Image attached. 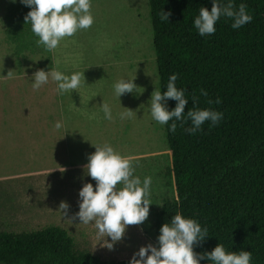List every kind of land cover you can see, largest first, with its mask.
<instances>
[{
    "label": "rangeland",
    "instance_id": "obj_1",
    "mask_svg": "<svg viewBox=\"0 0 264 264\" xmlns=\"http://www.w3.org/2000/svg\"><path fill=\"white\" fill-rule=\"evenodd\" d=\"M20 4L0 0V230L58 227L72 238L75 250L102 261L127 260L141 245L156 242L149 233L154 213L176 197L164 125L149 109L159 81L148 0H91L93 24L62 38L51 51L22 25L24 41L10 36L9 11ZM53 67L67 74L84 71L85 82L82 77L77 90L62 95L51 79L33 89L32 73ZM134 76L140 88L118 99L113 83ZM102 102L111 106L113 119L104 118ZM125 107L131 115L121 119L119 114L129 111ZM57 121L60 128L54 127ZM105 142L134 158V174L141 180L152 177L146 221L128 225L111 250L101 245L94 223L72 222L59 209L64 200L71 206L69 215L78 211V190L85 181L95 185L82 166L95 150L92 143Z\"/></svg>",
    "mask_w": 264,
    "mask_h": 264
},
{
    "label": "trees",
    "instance_id": "obj_2",
    "mask_svg": "<svg viewBox=\"0 0 264 264\" xmlns=\"http://www.w3.org/2000/svg\"><path fill=\"white\" fill-rule=\"evenodd\" d=\"M232 2L234 7L245 3L253 19L233 29L231 18L221 17L214 33L201 36L193 19L200 7L210 10L212 0H148L159 89L165 91L169 76L177 73L175 84L189 97L185 112L193 107L223 112L217 125L209 127L206 121L194 134L184 131L190 120L183 125L177 121L174 133L164 124L176 197L154 213L149 233L156 239L160 226L180 212L208 228V236L194 251H210L220 242L227 251H251L252 264H264V0ZM161 10L170 11L168 21L160 19ZM28 11L22 3L9 11L14 40L24 37L20 25L34 35L24 20ZM29 41L33 44L32 36ZM201 88L207 96L200 94ZM217 97L220 104L208 103ZM175 104L168 99L169 110ZM128 261H102L75 250L72 238L58 227L0 230V264Z\"/></svg>",
    "mask_w": 264,
    "mask_h": 264
},
{
    "label": "clouds",
    "instance_id": "obj_3",
    "mask_svg": "<svg viewBox=\"0 0 264 264\" xmlns=\"http://www.w3.org/2000/svg\"><path fill=\"white\" fill-rule=\"evenodd\" d=\"M11 2L16 3V0ZM20 3L29 7L24 20L30 23L32 32L38 37L37 44H42L49 51L57 48L62 38L71 37L80 29H87L94 22L90 11L91 0H20ZM246 8L245 3L234 7L232 0H227V3L224 0H212L210 10L200 7L199 14L193 19V25L199 35H211L216 31V22L221 17H228L232 20L231 27L238 29L253 19ZM169 16L170 11L161 10V20L168 21ZM177 76V73L169 76L165 91L155 89L151 93V117L161 125L167 124L168 131L173 133L177 129V121L183 125L185 120H190L191 126L184 128L188 134L201 130L206 121L209 122V127L217 125L223 119L222 111L211 107H193L187 112L184 111L189 97L185 95L184 88L176 86ZM82 77L85 82L84 71L67 74L56 67L48 70L37 68L32 73L31 86L39 89L51 79L56 82L58 94L62 95L67 91L77 90L82 83ZM134 78L135 76L122 77L113 83L112 87L118 99L122 94L140 88L134 83ZM200 94L208 95L204 88L200 89ZM169 98L176 101L170 110ZM191 99L195 105L197 97L193 95ZM208 103L220 104L221 100L217 97L214 101L209 99ZM101 107L104 118L113 119L111 106L102 102ZM127 109L129 111L119 114L121 119L131 115V109ZM61 126L60 121L54 125L56 128ZM92 145L95 150L88 154L87 163L82 168L83 174L91 177L95 185L90 180L85 181L78 190V211L69 215L71 206L64 200L59 203V209L72 222L78 219L79 223H94L101 245L111 250L123 239L128 225L139 226L146 221L149 206L152 204V177L146 175L141 180L139 175L134 174V158L131 155H122L110 143ZM207 236L206 226H202L194 218L176 212L170 221L160 226L156 242L141 245L133 252L128 264H200L201 260H206V264H252L251 251H227L220 242L210 251H194V246Z\"/></svg>",
    "mask_w": 264,
    "mask_h": 264
}]
</instances>
